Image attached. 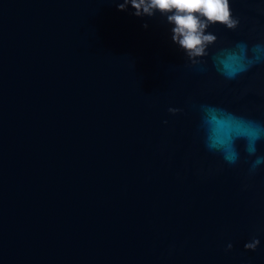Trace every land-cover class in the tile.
<instances>
[{
	"label": "water",
	"instance_id": "obj_1",
	"mask_svg": "<svg viewBox=\"0 0 264 264\" xmlns=\"http://www.w3.org/2000/svg\"><path fill=\"white\" fill-rule=\"evenodd\" d=\"M230 3L201 71L131 6L0 0V264H264V59L218 71L264 42V0Z\"/></svg>",
	"mask_w": 264,
	"mask_h": 264
},
{
	"label": "clouds",
	"instance_id": "obj_2",
	"mask_svg": "<svg viewBox=\"0 0 264 264\" xmlns=\"http://www.w3.org/2000/svg\"><path fill=\"white\" fill-rule=\"evenodd\" d=\"M116 3L118 11H128L129 6L134 10L135 17L149 20L159 19L163 24L170 25V40L183 54L185 66L205 71L204 57L208 50L215 45L218 37L209 29L219 24L225 29L236 31L240 27V18L232 13L230 0H111ZM149 27L147 20L142 25ZM264 59V42H257L251 47L246 42H237L226 58L219 59L218 71L226 79H235L243 72L250 70ZM242 65V71L234 70L233 65ZM181 109L169 107L168 112L176 115ZM167 121H165L166 123ZM261 136L259 125L250 137H245L244 152L249 163L248 175L255 176L264 165V155H257V143ZM209 150L214 151L215 145L209 143ZM225 160L230 165H237L240 154L231 148ZM260 239L253 235L244 243L246 251H256L260 246ZM233 249V243L228 242L226 252Z\"/></svg>",
	"mask_w": 264,
	"mask_h": 264
}]
</instances>
